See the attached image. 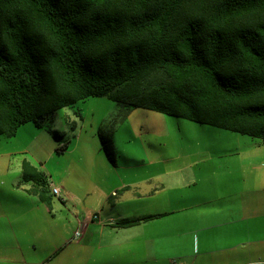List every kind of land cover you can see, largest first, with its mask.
Returning <instances> with one entry per match:
<instances>
[{"label": "trees", "instance_id": "obj_1", "mask_svg": "<svg viewBox=\"0 0 264 264\" xmlns=\"http://www.w3.org/2000/svg\"><path fill=\"white\" fill-rule=\"evenodd\" d=\"M89 98L264 143V0H0V136ZM22 181L52 212L48 176Z\"/></svg>", "mask_w": 264, "mask_h": 264}, {"label": "crops", "instance_id": "obj_2", "mask_svg": "<svg viewBox=\"0 0 264 264\" xmlns=\"http://www.w3.org/2000/svg\"><path fill=\"white\" fill-rule=\"evenodd\" d=\"M212 134L220 142L203 155L134 156L105 166L98 185L106 191L84 188L91 202L71 207L70 246L83 251L96 245L97 256H111L115 264L124 259H132L131 264L174 259L178 264H264V143L221 129ZM31 164L51 178L45 167ZM21 182L30 187L19 190L13 183L9 188L18 203L39 209L38 197L28 193L34 184L22 181V166ZM58 200L68 208L67 196ZM150 215L163 216L118 227ZM2 222V240L17 243L19 251L22 238L15 227L25 237L39 226L22 219ZM79 228L82 236L75 241Z\"/></svg>", "mask_w": 264, "mask_h": 264}, {"label": "rangeland", "instance_id": "obj_3", "mask_svg": "<svg viewBox=\"0 0 264 264\" xmlns=\"http://www.w3.org/2000/svg\"><path fill=\"white\" fill-rule=\"evenodd\" d=\"M217 129L129 108L107 98H89L46 117L40 125L21 126L15 137L0 136V232L4 229L2 221L10 219H22L25 225L39 223L28 232L25 229V237L15 227L22 238L23 251L16 249L17 243L7 242V238L2 240L0 236V264H115L111 256H97L96 245L80 251L68 241L73 218L71 207L91 199L83 189L106 191L98 185V179L106 171L105 166L112 163L102 147L100 130L112 138L116 162L124 164V158L134 156L203 155L220 142L212 134ZM237 137L259 141L239 134ZM67 142L68 148L60 152ZM23 160L47 169L62 195L69 198L68 208L57 197L53 199L52 212L42 203L39 209L27 202L18 203L9 188L13 183L19 190L30 187L21 182ZM131 260L124 259L122 263L131 264Z\"/></svg>", "mask_w": 264, "mask_h": 264}, {"label": "built area", "instance_id": "obj_4", "mask_svg": "<svg viewBox=\"0 0 264 264\" xmlns=\"http://www.w3.org/2000/svg\"><path fill=\"white\" fill-rule=\"evenodd\" d=\"M48 184H49V189H50L52 195L54 197L61 198L62 192H61L60 188L50 178H48ZM95 219H97V217H95ZM81 236H82V228H79L75 232L73 240H75V241L79 240L81 238ZM171 264H178V261L176 259H174L171 261Z\"/></svg>", "mask_w": 264, "mask_h": 264}]
</instances>
